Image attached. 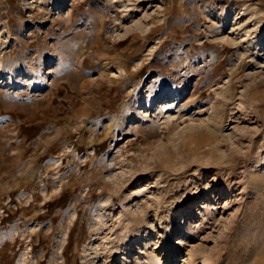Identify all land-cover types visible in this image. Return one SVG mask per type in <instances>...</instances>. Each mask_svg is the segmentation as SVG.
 Instances as JSON below:
<instances>
[{"label":"rangeland","instance_id":"rangeland-1","mask_svg":"<svg viewBox=\"0 0 264 264\" xmlns=\"http://www.w3.org/2000/svg\"><path fill=\"white\" fill-rule=\"evenodd\" d=\"M0 62V264H264V0H0Z\"/></svg>","mask_w":264,"mask_h":264},{"label":"bare ground","instance_id":"bare-ground-1","mask_svg":"<svg viewBox=\"0 0 264 264\" xmlns=\"http://www.w3.org/2000/svg\"><path fill=\"white\" fill-rule=\"evenodd\" d=\"M262 1V0H261ZM2 69V70H1ZM5 71V70H4ZM3 66H2V64H1V62H0V75H3ZM30 72H32V71H30ZM30 72H27V73H29L30 74ZM50 72V71H49ZM119 72H122L123 73V69L122 68H120L119 69ZM28 74V75H29ZM0 81H1V79H0ZM165 230H164V233H162V237H163V243L164 242H167L168 240V242H167V245H166V253H172V251H173V248H172V246H171V240H170V236H172L171 235V233H172V231H171V229L170 228H164ZM208 264V263H207Z\"/></svg>","mask_w":264,"mask_h":264}]
</instances>
